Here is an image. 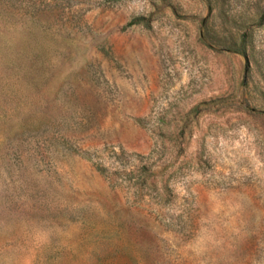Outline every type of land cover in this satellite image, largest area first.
I'll use <instances>...</instances> for the list:
<instances>
[{"label": "rangeland", "instance_id": "rangeland-1", "mask_svg": "<svg viewBox=\"0 0 264 264\" xmlns=\"http://www.w3.org/2000/svg\"><path fill=\"white\" fill-rule=\"evenodd\" d=\"M0 264H264V0H0Z\"/></svg>", "mask_w": 264, "mask_h": 264}, {"label": "trees", "instance_id": "trees-1", "mask_svg": "<svg viewBox=\"0 0 264 264\" xmlns=\"http://www.w3.org/2000/svg\"><path fill=\"white\" fill-rule=\"evenodd\" d=\"M101 172H103V170H101Z\"/></svg>", "mask_w": 264, "mask_h": 264}]
</instances>
